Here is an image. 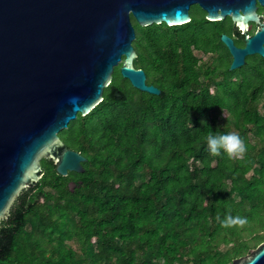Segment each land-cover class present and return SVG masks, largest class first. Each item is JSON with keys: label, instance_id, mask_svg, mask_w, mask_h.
I'll return each mask as SVG.
<instances>
[{"label": "trees", "instance_id": "16d2710c", "mask_svg": "<svg viewBox=\"0 0 264 264\" xmlns=\"http://www.w3.org/2000/svg\"><path fill=\"white\" fill-rule=\"evenodd\" d=\"M191 7L180 25L132 17L134 66L160 94L115 67L103 100L58 133L84 171L41 159L0 221V264H231L264 241V58L230 70L229 19ZM228 132L247 150L211 154L207 136Z\"/></svg>", "mask_w": 264, "mask_h": 264}, {"label": "water", "instance_id": "95a60500", "mask_svg": "<svg viewBox=\"0 0 264 264\" xmlns=\"http://www.w3.org/2000/svg\"><path fill=\"white\" fill-rule=\"evenodd\" d=\"M256 2L264 5V0H0V221L21 190L37 184L41 159L52 161L62 176L84 171L86 157L58 133L103 100L116 66L136 89L160 94L134 66L132 17L141 26L180 25L197 4L208 20L230 16L243 32L249 21L256 23L243 47L220 36L234 70L248 54L264 57V22ZM231 264H264V241Z\"/></svg>", "mask_w": 264, "mask_h": 264}, {"label": "clouds", "instance_id": "9594fccd", "mask_svg": "<svg viewBox=\"0 0 264 264\" xmlns=\"http://www.w3.org/2000/svg\"><path fill=\"white\" fill-rule=\"evenodd\" d=\"M207 148L211 154L216 156L223 154L234 156L243 154L247 150L244 141L236 132H228L218 135L209 134L207 136ZM237 222L244 224L246 219L237 218L234 220L232 217H229L226 221H223L226 226L235 224Z\"/></svg>", "mask_w": 264, "mask_h": 264}, {"label": "flooded vegetation", "instance_id": "af4514ba", "mask_svg": "<svg viewBox=\"0 0 264 264\" xmlns=\"http://www.w3.org/2000/svg\"><path fill=\"white\" fill-rule=\"evenodd\" d=\"M256 13L258 14L259 18L261 21L264 22V5H260L258 2H256ZM228 18L229 19V30L227 34L233 41L234 45L237 47H243L245 44V37H250L255 30L258 28V25L252 21L248 22V28L245 32H243L240 27L234 22L230 16L225 17L224 19ZM222 19V20H224ZM223 34V33H222ZM224 44V43H223ZM228 49V48H227ZM229 52V50H228ZM230 54V52H229ZM264 57L259 55L258 53L254 54H248L245 56V62L242 66L248 65L251 62H256V63H262ZM232 60V56L230 54V62ZM240 68V67H239ZM237 77V76H236ZM146 82H147V77H146ZM148 83V82H147Z\"/></svg>", "mask_w": 264, "mask_h": 264}, {"label": "rangeland", "instance_id": "374dc122", "mask_svg": "<svg viewBox=\"0 0 264 264\" xmlns=\"http://www.w3.org/2000/svg\"><path fill=\"white\" fill-rule=\"evenodd\" d=\"M189 12H190V15H192V12H193V9H192V7H190V10H189ZM199 57H201V60L204 62V61H207L208 60V58L210 57V55H200V53L199 52H195ZM148 80V82L150 81V78H148L147 79ZM262 106H260V111H262ZM73 246H76L75 244H73ZM253 248H255V247H253ZM252 249V248H251Z\"/></svg>", "mask_w": 264, "mask_h": 264}]
</instances>
